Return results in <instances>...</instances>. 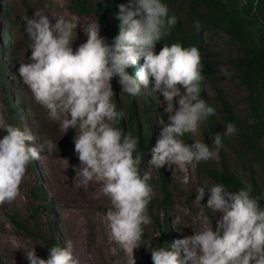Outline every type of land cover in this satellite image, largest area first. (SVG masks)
Wrapping results in <instances>:
<instances>
[{
	"label": "clouds",
	"instance_id": "obj_1",
	"mask_svg": "<svg viewBox=\"0 0 264 264\" xmlns=\"http://www.w3.org/2000/svg\"><path fill=\"white\" fill-rule=\"evenodd\" d=\"M119 32L109 43L100 35L98 23L87 28V40L73 50V33L77 21L63 16H49L35 10L22 17L31 50L28 62L18 68L22 82L35 101L47 110L48 118L59 124L63 133L76 129L75 153L80 161V186L99 184L97 197H107L112 207L105 220L112 240L126 253L140 246L143 225L150 222L146 214L153 197L151 176L139 171L142 154L137 152L139 139L115 125L124 117L112 100L111 79L118 76L121 91L139 96L142 85L153 84L152 91L162 96L168 114L160 137L151 149L148 164L175 165L181 170L194 162L218 158L222 137L215 135L212 145L199 140L185 143L186 133L195 134L199 124L216 109L201 98V55L196 46L180 43L164 45L155 52L156 43L177 23L163 0H128L116 14ZM197 31L201 25L195 22ZM143 57L135 76L126 69ZM227 75V69H221ZM183 89V91H182ZM0 205L12 202L20 192L27 165L41 158L51 139L38 142L28 129L5 124L0 117ZM238 129L229 122L224 135ZM134 153H136L134 155ZM208 194L207 208L222 213L213 226L202 227L192 235L176 239L170 245L152 248L153 264H264V207L260 198L250 196V188L229 191L225 185L205 184L195 189V201L201 203ZM159 235V234H158ZM183 253V255H182ZM29 264H79L73 244L49 249L47 259L39 257L34 247L27 251Z\"/></svg>",
	"mask_w": 264,
	"mask_h": 264
},
{
	"label": "rangeland",
	"instance_id": "obj_2",
	"mask_svg": "<svg viewBox=\"0 0 264 264\" xmlns=\"http://www.w3.org/2000/svg\"><path fill=\"white\" fill-rule=\"evenodd\" d=\"M70 2L71 0H0V60L5 71L0 74V117L3 118L5 124L30 130L37 137L38 142H43L48 138L54 143H57L58 140L52 138L53 126L48 118L47 110L35 101L30 89L22 82L18 72L19 65L28 62V56L31 53V50L28 49L30 40L24 31L21 18L30 17L35 10L39 9L49 16H63L66 19L77 21V28L73 33L75 40L72 47L74 51L76 47L86 42L87 28L91 23L99 24L100 35L104 37L100 18L96 11L92 9L88 13H73L69 8ZM121 3L127 4L128 0H121ZM166 4L169 8V14H174L178 22H182L184 27L189 28L193 24L188 1L174 0L166 2ZM104 15L106 23L112 25L114 23L113 16L108 11ZM165 44L168 45L162 40L158 41L155 52L158 54ZM201 44L204 48L217 53L214 66L216 87L221 90L234 114L241 119L246 118L250 112L247 98L248 89L241 83L237 68L233 64V59L237 54L235 44L226 34L215 35L208 31L201 32ZM142 64L143 57L138 59L133 67L135 74ZM221 69H227L228 74L225 75ZM118 79V76H114L110 81L113 90L112 100L116 104L117 110H123L125 115L115 126L124 133H131L132 136L136 137V133L129 123L133 113L137 119L140 132L143 133L146 130L151 136V147L137 148V152L142 154L139 171L141 174L147 172L151 176L149 183L153 188V197L146 210L150 222L143 225L145 234L154 240L155 244H158V234L162 231L161 226L164 224H166L171 235V243L176 239L192 235L205 226H213L215 229L216 222L222 213H215L205 206L208 199L207 190L201 203L195 201V189L197 187L215 184L201 166H197L194 162L190 166H185L183 170L177 168L184 182L177 186L176 183H173L174 174L170 173L168 176L165 174V166L157 169L148 164L151 149L159 139L163 127L160 121L163 119L164 122H168V114L163 111L165 106L162 104L163 97H159L158 93L152 91L153 84L151 82L147 86L142 85L139 96L132 97L121 91ZM204 89L212 106L216 109V126L226 140L223 151L224 167L238 175L246 185L254 184L264 199V136L258 142V151L249 156L247 163L244 164L245 167L242 166L235 152L236 145L233 134L224 135V128L227 123L218 113L219 105L213 84L204 80ZM143 102L150 107V111L147 112L144 109ZM8 103L14 110L12 115L9 112ZM74 130L70 127L66 133L75 137L76 130ZM4 135H6V130L0 129V138ZM185 136L191 143L199 140L214 147L205 121L199 124L195 134L186 133ZM66 143L72 144L71 146L75 150L74 139H68ZM58 160L72 166H76L78 163L76 156L68 154L66 149L57 146L51 152L45 147L41 153V158L31 161L27 165L25 176L19 186V195L12 202L0 205V235H8L11 240L27 245L29 251L34 247L36 254L43 259H47L51 247L56 245L65 247L68 242H71L79 264H89L90 258L85 253L86 245L80 243L77 231L70 226L67 206L61 202L55 184L48 182L49 177L45 168L48 163L51 164V162ZM221 160L218 152V158L202 161V163L217 169L222 166ZM187 172H190L192 180L185 184ZM34 187L37 188L38 194L40 193L39 198L33 195ZM164 194L168 195L166 207L158 208ZM172 205L182 208L190 218L184 220L175 216ZM149 211L153 213V216L149 215ZM13 217L24 224L30 232H25L19 228L14 223ZM47 244L50 245V248ZM142 245L141 238L140 246L133 250L137 264H150L139 249ZM157 246L159 247V245ZM1 253L0 250V264L14 263L13 258L9 260L5 254Z\"/></svg>",
	"mask_w": 264,
	"mask_h": 264
},
{
	"label": "trees",
	"instance_id": "obj_3",
	"mask_svg": "<svg viewBox=\"0 0 264 264\" xmlns=\"http://www.w3.org/2000/svg\"><path fill=\"white\" fill-rule=\"evenodd\" d=\"M174 0H163L164 3ZM189 2L190 12L193 24L186 28L182 22H178L171 31L162 38L169 46L174 43H180L183 47L196 46L201 55V72L204 77L201 82L200 96L208 104L212 105L209 97L204 89V80L213 84L216 100L219 108L218 113L221 118L228 124L233 123L238 131L233 134V139L236 145L235 152L242 166L245 167L248 158L251 154L258 151V142L264 136V0H186ZM121 0H71L69 8L73 13H88L94 9L100 18L101 28L105 39L111 43L112 39L118 35L119 20L116 14L119 11ZM108 11L114 18V23L109 25L104 19L105 12ZM199 22L201 28L197 31L195 22ZM208 31L215 35L226 34L237 48V54L233 59V64L238 71V78L241 83L248 89V104L249 116L244 119L237 117L220 89L215 85V59L217 53L213 50L204 48L201 44V32ZM126 69L129 74H135L133 69ZM4 66L0 60V74H3ZM145 110L150 111V107L144 102ZM143 106V107H144ZM147 108V109H146ZM8 109L12 115L14 110L10 103ZM130 125L139 139L138 148L151 147V136L148 131L140 132L137 119L134 114L130 116ZM205 123L207 130L210 133L212 141L215 135L219 133L222 137L223 147L219 149V154L222 158V166L220 168H212L202 161L196 163L201 166L211 180L217 184H223L229 191H238L241 188H250V196L253 198L259 197V204L264 207V199L258 188L251 184L250 186L243 183L238 175L224 167V148L226 140L218 130L215 122V115H210ZM185 143H191L184 135L182 137ZM33 195L39 198L40 193L36 187L33 188ZM168 201V195L164 194L158 208H165ZM149 215L153 213L149 211ZM14 223L25 232L27 230L24 224L15 220ZM165 221L163 222V224ZM159 232L158 244L150 239L143 231L142 246L139 248L145 259L150 264H153L151 259L152 248H157L170 245L171 235L168 232L166 224ZM144 229V228H143ZM50 248V245L47 244Z\"/></svg>",
	"mask_w": 264,
	"mask_h": 264
},
{
	"label": "bare ground",
	"instance_id": "obj_4",
	"mask_svg": "<svg viewBox=\"0 0 264 264\" xmlns=\"http://www.w3.org/2000/svg\"><path fill=\"white\" fill-rule=\"evenodd\" d=\"M50 122L53 126L52 134H50L54 140H58L57 146L66 149L68 154L76 156L78 163L76 166H72L62 161L63 159L51 162V164L48 163L45 168L49 177L48 182L55 184L61 202L67 206L70 226L77 231L80 243L86 245L85 253L90 258L89 264H103L106 262V264H131L132 254L123 251L112 240L110 229L105 220L106 212L112 207L110 200L102 194L97 197L96 193L99 191L97 182H90L87 188L80 186L79 177H75L76 171H79L81 167L79 165L80 161L71 146L72 144L66 143V140L74 139V137L70 133H63L57 122L52 120ZM48 136L50 137V135ZM165 167L167 176L170 173L174 174L175 180L173 183H176L177 186L184 183L177 166L169 165ZM189 173L187 172L185 184L192 180ZM173 214L184 220L190 218L178 206H174ZM0 242V250L6 255L7 259L13 258L15 264H29L25 254L29 251L27 245L11 240L8 235H0ZM133 258L135 264H137L134 254Z\"/></svg>",
	"mask_w": 264,
	"mask_h": 264
}]
</instances>
